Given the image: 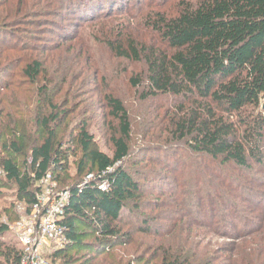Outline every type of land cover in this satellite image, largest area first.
I'll return each instance as SVG.
<instances>
[{
  "label": "trees",
  "instance_id": "obj_1",
  "mask_svg": "<svg viewBox=\"0 0 264 264\" xmlns=\"http://www.w3.org/2000/svg\"><path fill=\"white\" fill-rule=\"evenodd\" d=\"M71 2L63 0L69 9L79 11V18H92L88 21L93 22L100 13L124 12L132 0ZM170 8L171 12L145 10L139 17V25L150 33V45L143 36L141 40V36L137 37L139 42L123 38L126 28L122 24L116 26L117 44L106 42L116 57L144 64V77L129 78L135 88L144 80L143 101L165 98L177 102L175 110L168 114L163 130L166 135L157 137L161 145H145L139 149L134 144L130 118L123 103L111 95L104 97L110 116L117 122V130L111 137L112 155L91 148L92 137L85 126L71 140L83 154L72 180L84 173L86 165L91 166L94 179L77 180L64 190L68 191V203L62 225L69 244L55 253L54 260L58 264H89L76 254L113 248L119 241L124 244L132 241L129 232L121 235L120 225L133 219L131 210L138 208L137 202L145 193L143 187L149 179H154L145 171L143 162L165 164L152 155L155 151L170 150L171 143L184 144L191 154L206 158L222 172H226L227 167L264 168V110H261L264 102V0H176ZM60 20L66 19L60 17ZM22 62L21 76L36 83L42 74L41 62L32 57ZM56 108L38 119L44 137L30 148V160L23 168L16 160L23 151L24 142L16 132L23 131V122L14 118L21 114L16 108L15 112L9 110L0 115V127L13 129V139L2 146L9 156L0 158V173L15 187L16 198L29 209L42 192L38 184L46 175L65 187L71 179L67 174L68 152L58 147L68 115L55 114ZM146 137L147 143L156 139L153 134ZM150 172L156 175L154 170ZM102 184L107 185L105 190L100 189ZM224 200L227 203L234 197L227 195L222 198L223 203ZM213 203V198L209 197L207 211ZM159 204L156 200L147 202L149 207H159ZM144 223L147 225L149 221ZM239 231L246 233L244 228ZM8 232L9 226L0 222V237ZM255 233L245 236L251 238L252 252L246 253L249 264H260L264 253V226ZM240 249L237 244L228 246L226 251L232 252V258H227L230 259L228 264H237ZM186 253L181 249L175 254L164 251L159 256L160 264H202L206 259L202 257L207 255L198 254V250L188 256ZM21 255V248L0 242V264H21Z\"/></svg>",
  "mask_w": 264,
  "mask_h": 264
},
{
  "label": "rangeland",
  "instance_id": "obj_2",
  "mask_svg": "<svg viewBox=\"0 0 264 264\" xmlns=\"http://www.w3.org/2000/svg\"><path fill=\"white\" fill-rule=\"evenodd\" d=\"M74 1L77 0H72L71 4ZM175 1L132 0L124 12L100 13L91 22L88 20L92 18H79V11L69 9L63 0H0V115L9 110L15 112L16 108L21 114L14 117L24 125H21L23 131H16L19 140L24 142L22 155L16 157L21 168L30 160V148L44 137L38 119L56 106L55 114L68 115L58 147L68 152L67 174L71 179L66 187L53 180L51 184L60 192L92 175L91 166L86 165L84 173L72 180L83 154L71 140L85 126L92 137L91 148L112 155L111 137L117 130V122L106 108V95L123 103L130 118L134 144L139 149L145 145H161L157 137L166 135L164 126L177 102L165 98L143 101L144 80L135 88L129 78L144 77V64L116 57L106 42L117 44L116 26L120 24L126 28L123 38L139 42L137 37L141 36V40L143 36L146 43L150 42V33L139 25V17L150 9L171 12ZM60 17L66 20L61 21ZM29 57L42 64V74L36 83L21 76L22 61ZM262 105L261 110H264V102ZM12 131L8 126L0 127V158L9 156L2 146L13 139ZM150 134L156 139L147 143L146 136ZM168 146L171 147L168 151L151 154L165 164L143 162L145 171L154 179H149L143 187L145 193L137 202L138 208L131 210L133 219L120 225L121 235L129 232L132 241L128 244L119 241L115 247L97 252L79 251L76 255L82 262L160 264L159 256L164 251L175 254L181 249L187 252L186 256L193 250L207 254L202 257L206 258L202 264L207 260L209 264H228L230 259L227 258H232V252L226 251L230 244L241 248L237 264L249 262L246 253L252 252L251 238L245 236L256 234L264 226V168L227 167L226 172H222L206 158L191 154L182 143ZM39 186L41 190L46 189L43 184ZM227 195H233L234 200L223 203L222 198ZM209 197L214 203L207 211ZM155 200L159 201V207L147 205ZM29 216V207L16 198L15 187L0 173V222L14 226L21 218ZM144 221L149 223L144 225ZM239 228H244L246 233ZM0 242L20 248L12 231L1 236ZM263 257L264 253L260 264H264Z\"/></svg>",
  "mask_w": 264,
  "mask_h": 264
},
{
  "label": "built area",
  "instance_id": "obj_3",
  "mask_svg": "<svg viewBox=\"0 0 264 264\" xmlns=\"http://www.w3.org/2000/svg\"><path fill=\"white\" fill-rule=\"evenodd\" d=\"M92 179L93 176L88 175L84 181ZM51 181L48 174L39 182L46 189L37 195V201L30 208V216L9 226L21 248V264H58L54 260L55 253L69 244L66 228L62 225L68 191L58 192ZM106 186L102 184L100 189L105 190Z\"/></svg>",
  "mask_w": 264,
  "mask_h": 264
}]
</instances>
